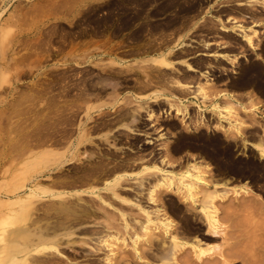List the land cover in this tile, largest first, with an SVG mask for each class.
I'll return each instance as SVG.
<instances>
[{
  "label": "rangeland",
  "instance_id": "1",
  "mask_svg": "<svg viewBox=\"0 0 264 264\" xmlns=\"http://www.w3.org/2000/svg\"><path fill=\"white\" fill-rule=\"evenodd\" d=\"M50 1H56L57 9L55 11L46 12L44 15L35 11L37 4L41 2L40 4L44 3L49 6ZM229 1L74 0L72 3L68 2L67 5L66 0L64 2L59 0H0V264H6V262L7 264H117L116 260H118V264H220L217 254L213 253L214 249L216 250L218 247L223 250L225 255L229 256L230 264H248L249 258L259 260L260 264L264 262V247H262L264 246V236L258 238V233L264 230V160L259 159L258 153L251 147L252 142L257 139L261 140L264 147V107L261 108L258 105V102L264 101V55L261 51H264V0H248V4L237 1V4H230L234 8L233 10H227L224 6L214 9L219 2ZM109 3L112 6H108ZM61 4H66L65 9ZM70 4L71 7L66 8ZM106 9H109L110 14L115 16L131 14L128 17L129 20L126 21L129 24L141 23L145 26L158 22V24L173 25L175 37L166 39L165 31L156 32L144 28L142 36L138 35L132 39L149 41L152 39V34L157 33L158 39L164 41H161L155 48L147 47L142 52L131 53L130 56L122 55L124 58L128 56L123 59L113 53V44H110V38L105 35V31H95L90 35L85 31H80L77 32L81 34L78 38L90 40V36H93L94 39L89 42V46L85 41L81 46L69 47L53 61L47 58L46 51L49 49V45L54 43L55 37L67 33V29H70L71 25L76 27L79 24L104 23L102 10L106 11ZM220 11H225V14H220ZM99 12L102 15H99ZM241 13H246L247 16L241 15ZM159 15L163 16L154 19ZM92 17L93 19H91ZM252 21L255 22L254 25L251 24ZM235 28L238 30L232 31L236 30ZM239 30H244L245 34L241 35L242 32ZM247 34L254 36L256 44L253 43V47H250L243 39ZM185 42L190 46H187ZM178 44H182V46H178ZM197 51L198 54L187 57ZM253 51H258V54ZM201 52L213 56L199 54ZM234 55H236L234 59H237V63H229L224 60L228 56ZM185 56L186 59H184ZM109 58H111L110 63L116 60L113 65L130 63L128 65L136 69L130 71L154 70L164 77L162 80H158L159 83L167 84L169 80L177 78L182 80L197 79L198 84H201L202 77H197V72L187 70L185 66V63H191L200 70L208 68L214 82L226 79L228 83V78H232L238 86L237 90L250 88L251 96L249 95L247 101H244L245 96L240 98L237 93L232 91L234 89L229 86L230 89H228L225 84H222V88L203 87L202 93L206 91V95L201 93L204 99L201 98V94L199 96L193 94V97H189L193 100L192 103H189L192 124L188 128V125L184 124V127L181 122L186 119L189 113L178 114L175 107L169 103L170 99H174L170 91L183 96V89L171 88L165 92L162 90L163 93L158 90L161 91L159 95L157 97L152 95L151 98L147 96L151 92L146 95L142 94L139 97L157 101V108L160 111L165 107V102L170 106V112L168 113L166 110V116L170 118L163 117L164 120H160V124L162 123L165 127L158 129L155 133L148 132L149 128H138L137 131L148 134V136L144 135V138L153 140L149 144L144 143L145 146H152V148L142 154L143 160L128 167V170L132 169L130 172L118 173L113 177L101 175L94 179L93 177L74 178L72 170H74L75 155L83 163L78 168L87 167L85 164L87 158H82L80 155L85 156V152H89L88 147L91 141H88L92 137L90 135L93 131L89 132L86 129L88 139L86 142L88 143L83 148V144L86 142L78 143L82 129L77 130L74 138V128L45 126L48 123L45 121L42 111L45 102L42 100L43 96L39 94L40 89L37 88L40 84L39 81L43 79L40 75L53 71L77 70L80 68L79 64L93 62L97 65V62ZM149 58H164L172 63L173 67L157 66L159 68H156L152 65L150 68L149 62L146 63ZM227 60L230 61L229 58ZM131 61L133 62L131 63ZM138 63H143V67L138 68ZM69 66L72 68H68ZM161 86L165 85L161 84ZM154 88L160 87L155 86ZM219 90H229L230 93H234L235 103L232 102V99L230 102H221L222 100L218 102V97L222 98V96H215L214 93ZM133 96L137 97L134 94ZM199 99L203 105L198 103ZM151 101L146 100V103ZM184 103L188 102L184 101ZM215 104L222 105L219 107L221 108L220 111L218 110L219 112L215 111L213 106ZM198 105L206 111L207 123L205 124L197 122L200 114L198 111H194V107L196 108ZM160 111V117L154 116L156 119L162 118L163 112ZM208 114H210L209 118ZM216 120L222 125L218 124ZM239 120L243 122L240 128L241 133L234 134L226 129L229 132L227 133L226 126ZM224 125L226 126L224 127ZM47 131L54 132L51 135L53 138L56 134L59 136L60 132L66 133V136L62 135V140L52 143L46 137L49 134L46 135ZM159 132L162 133L157 140L150 137V135L158 136ZM126 135L135 134L128 130ZM96 136V139L92 137V141L100 140V143H104L110 134L108 131H103L96 133ZM155 141L158 142L155 143ZM243 143L246 144L245 148L242 147ZM25 144L28 147H26V151ZM155 145L161 146L157 153L154 149ZM46 148L51 149L52 152ZM82 149L85 151L82 152ZM20 150L25 152L21 153ZM53 156L56 157H54L55 161L52 159ZM42 158L44 160L37 166V162ZM35 160L37 161L33 167ZM152 163L167 173L175 171L184 173L187 170L195 173V170L188 169L191 168L189 165L198 163L200 169L202 168L200 171H204L205 165H209L211 172L206 169L204 174L201 172V178L211 174L213 182H216L217 186H224L223 181H226V187L230 190L249 186L250 192L248 191L247 194L242 192L239 195L229 192V194H233L227 197L230 204L223 200L217 201L218 218L221 221L220 231H218L223 235L217 233V236L207 237L206 234L212 235V233L206 230V226L203 225L201 202L196 201L197 206L196 204L189 206L188 201L184 200L181 195L184 188L181 192H177L175 189L173 191L172 187H166L167 190L162 187L159 197H157V193L154 194L155 201L147 199L151 189L149 185H153L157 179L156 174L150 173L152 170L148 172V169H145V167H153ZM140 165H142L141 169L136 171ZM143 170L148 174H144ZM118 177L121 179L118 187H115L116 192L114 193L117 194H114L108 186ZM205 177L207 178V176ZM186 180H184V184L189 181V179ZM178 182V180L175 181V185L182 186ZM101 184H103L102 187H96ZM83 186L88 187L77 190L78 194H76L75 188ZM42 189H51L52 191L40 193ZM53 192L55 193L53 194ZM58 194L62 197L57 196ZM53 195L55 196L53 197ZM22 198L23 200H21ZM197 198H202V194H198ZM240 200H244V202L241 203ZM16 202H20L22 205ZM253 205L254 207L251 208ZM21 209L22 211L26 210L27 214L23 212L20 215ZM142 209L148 212L152 210L150 216L153 223H150L148 231L155 232L159 236L158 240L163 239L169 245L171 237L174 236L186 245L188 244L189 248L187 251L185 249V253L177 251L178 262L175 259L171 260L169 254L164 258H159L157 254L151 256L153 252L160 254V242L155 238L150 245L149 241H146L145 234L147 232L142 231L140 226L136 229L137 221L144 220ZM157 209L166 211L163 215L161 211L156 214L154 211ZM122 213L124 220L121 216ZM166 218L171 220L174 225L169 234L163 232V228L160 229V223L166 221ZM126 221L130 225L128 228L124 225ZM31 230L37 234H30ZM22 232L29 234V242L33 239L29 244L28 241L26 243L21 241L19 234ZM254 232L258 234H256V238L255 234H251ZM14 233H18L17 236ZM33 235L43 237L39 242L38 236ZM134 236H137L139 250L142 248L145 250L142 255L146 256L145 260L137 259L134 254L131 243ZM192 245H197L196 248L201 250L211 249L212 251L210 250L209 253L212 255L206 254L202 260L205 262L200 263L195 256H192L194 254L191 252ZM146 258H149V261ZM192 260L195 262L193 263Z\"/></svg>",
  "mask_w": 264,
  "mask_h": 264
},
{
  "label": "flooded vegetation",
  "instance_id": "2",
  "mask_svg": "<svg viewBox=\"0 0 264 264\" xmlns=\"http://www.w3.org/2000/svg\"><path fill=\"white\" fill-rule=\"evenodd\" d=\"M231 3L235 2H219L214 9L224 6L227 10H233L234 8L230 6ZM108 6H112V4L109 3ZM102 12L104 15L100 12L98 14L103 16L104 23L79 24L76 27L71 25L72 27L67 29V33L63 36L55 37L54 43H51L46 51L47 58L53 61L54 58L60 56L69 47L81 46L85 41L88 42L87 46H89V42L94 39L93 36H90V40L88 38H78L81 34L77 32L80 31H85L88 35L95 31H105V35L110 38V44H113V53L123 59L128 58L131 53L142 52L147 47L155 48L161 41H164L158 39L157 33H153L152 39L149 41L132 39V37L138 35L139 37L142 36L144 28L145 30L149 29L156 32L165 31L166 39L175 37L173 33L175 27L173 25L158 24V22L145 26L141 23L129 24L126 21L129 20L128 17L131 14H118L115 16L110 14L109 9H106V11L102 10ZM219 13L225 14V11H220ZM162 16H156L154 19H159ZM185 43L190 46L189 43ZM178 46H182V44H178ZM196 54H198V51L192 55H187V57H193ZM122 55L128 56L124 58ZM110 59L99 61L96 63L97 65L93 62L82 63L78 65L80 68L77 70L53 71L40 75L43 79L39 81L40 84L37 88L40 89L39 94L43 96L42 100L45 102L42 111L45 121L48 122L46 125L50 127L74 128V138L77 130L84 128L89 130V132L93 131L90 137L92 136L94 139L97 138L96 133L99 132L108 131L110 134L104 143H100V140L92 141V137L90 138L88 141H91L88 147L89 152H85L87 156L80 155L82 158H87L85 162L87 167L83 166L79 169L78 167L83 164L82 160H75L74 170H72L74 171V178L99 177L101 175L114 176L118 173L130 172L132 169L128 170V167H131L136 162H141L143 160L142 154L152 148V146H145L144 143L149 144L153 140L144 138V135L148 136V134L137 131L138 128H149L148 132L155 133L158 129L165 127L162 123L160 124V120L170 118L166 116V110L168 113L170 112L168 103L165 102V107L161 108L160 111L157 108V101L147 100L151 102L146 103V98L139 97L142 95L141 92H149L155 89V86H159L158 80L164 78L160 76V73L154 70L147 71L148 73L146 71H130L136 70L135 68L129 69L130 65L128 69L124 66L130 63L124 64L120 62L122 65H113L110 63ZM68 68H72V66ZM133 94L137 97L133 96ZM140 105L143 106L140 107ZM149 111L153 112L154 116H159V111L163 112L162 118L156 119L154 116L148 118ZM130 127L135 130L131 131L135 135H126L129 130L127 128ZM48 133L50 134L46 137L52 138L50 140L52 143L62 140V135L66 136V133L60 132L59 136L56 134L57 136L55 135L53 138L51 135L54 132H46V134ZM150 137L158 139L155 135H150ZM88 142L83 144V148ZM160 147L159 145L154 146L156 153L159 152L158 149ZM84 151L85 149H82V152ZM141 167L142 165L136 171L140 170Z\"/></svg>",
  "mask_w": 264,
  "mask_h": 264
},
{
  "label": "bare ground",
  "instance_id": "3",
  "mask_svg": "<svg viewBox=\"0 0 264 264\" xmlns=\"http://www.w3.org/2000/svg\"><path fill=\"white\" fill-rule=\"evenodd\" d=\"M59 1H62V2H64L63 0H59ZM67 2H65V3H67V5H68V2L69 3H72L74 0H66ZM51 3H49L50 5L48 6V5H46V4H37V6H36V8H35V11H38L39 13H41V14H45L46 12H51L52 10H56L57 9V5L55 4V2L53 1H50ZM45 3H47L48 4V2H45ZM58 3V2H57ZM59 4V3H58ZM61 5H63V4H61ZM61 5H60V7H61ZM64 7H63V9H65V6H66V4L65 5H63ZM59 7V6H58ZM59 7V8H60ZM71 7V4H70V6H68V7H66V8H70ZM58 8V9H59ZM176 8V7H175ZM62 9V8H61ZM60 9V10H61ZM67 10V9H66ZM69 10V9H68ZM67 10V11H68ZM21 11H23V10H21ZM34 11V12H35ZM59 11V10H58ZM64 11V10H63ZM60 13H61V11H59ZM53 13V12H52ZM48 14H50V13H48ZM260 14V13H259ZM231 15V14H230ZM229 20V19H228ZM214 22V21H213ZM255 23V22H254ZM212 24V23H211ZM236 29V28H235ZM238 29H236V30H232V31H237ZM240 32H242L241 33V35H243V34H245L244 33V30L242 31V30H239ZM239 32V33H240ZM235 33V32H234ZM237 34V33H236ZM170 35V34H169ZM248 35V34H247ZM244 35V37H243V39L248 43V45L250 46V47H253V43H255L254 42V39H253V37H252V35L253 34H250V36L248 35ZM156 36V35H155ZM167 37V36H166ZM131 40V39H130ZM146 42V41H145ZM256 44V43H255ZM229 45V44H228ZM247 45V46H248ZM155 46V45H154ZM168 46V45H167ZM205 46H207L206 44H205ZM255 46V45H254ZM243 47V46H242ZM258 47V46H257ZM39 49V48H38ZM254 49V48H253ZM40 54V53H39ZM199 54H203V55H209V56H213L212 54H207V53H205V52H201V53H199ZM257 54H258V52H257ZM230 57H232V58H230ZM228 56V58H229V60L230 61H228L227 59H224V60H227V62H229V63H233V62H235V63H237V59H234V58H236V55H234V56ZM256 57V56H255ZM144 63H145V61H143ZM147 62H149V64L151 65L150 66V68L152 67V65H153V67H156V68H159V67H157V66H161V67H168V68H171V67H173V64L172 63H170V62H168V61H166V59H164V58H149L147 61H146V63ZM114 62H112L111 61V64H113ZM105 64V63H104ZM109 64V63H108ZM139 64V63H138ZM142 64V66H140ZM141 64H139L138 65V68L140 67H143V63H141ZM206 64H208V63H206ZM103 65V64H102ZM147 65V64H146ZM108 66V65H107ZM106 66V67H107ZM135 66H136V64H135ZM145 66V65H144ZM148 66V65H147ZM185 66H186V68H187V70H192V71H195V72H197V73H199L200 75H202L203 77H205V82L202 84H197V88H196V90H195V92H192V95L194 94L195 96H199V94H201L202 92H203V87H205V86H209L210 84H211V81H210V78H212V77H210V74H209V72H208V70H205V71H203V70H200L199 68H197L196 66H194V65H192L191 63H185ZM125 67H127V69H128V67H129V65H127V66H125ZM119 68V67H118ZM132 67L130 66L129 67V69H131ZM120 69V68H119ZM127 69H125V70H127ZM148 69V68H147ZM212 69V68H211ZM229 69H231V68H229ZM124 70V71H125ZM143 70V69H142ZM145 71H147L146 69H144ZM226 70H227V68H226ZM224 72V71H223ZM231 72H232V70H231ZM138 73V72H137ZM146 73V72H145ZM148 73V72H147ZM139 74V73H138ZM144 74V73H143ZM199 75V76H200ZM190 76V75H189ZM197 76H198V74H197ZM105 78V77H104ZM107 78V77H106ZM150 78V77H149ZM112 80V79H111ZM182 80V79H181ZM181 80H179V79H177V78H174L171 82H168L169 84L171 83L173 86H175V87H177V88H179V89H183V90H186V91H188V90H191L192 89V87H191V85L189 84V83H191L193 80H191V82H182ZM134 81V80H133ZM190 81V80H189ZM75 82H77V81H75ZM196 82V81H195ZM104 84V83H103ZM116 84V83H115ZM217 85V84H216ZM103 86V85H102ZM115 86V85H114ZM217 87V86H216ZM112 88V87H111ZM162 88V87H161ZM115 89V88H114ZM158 89V88H157ZM164 89H166V88H164ZM164 89H162V90H164ZM142 90V89H141ZM154 90V89H153ZM159 90V89H158ZM168 90V89H167ZM205 90H207V89H205ZM77 91V90H76ZM112 91V90H111ZM208 91V90H207ZM219 91H221V90H219ZM236 91V90H235ZM161 91H157L156 89H155V91H152L151 93H150V95H147L149 98H151L152 97V95L154 96V97H157L158 95H159V93H160ZM165 92V91H164ZM171 92V91H170ZM222 92V93H221ZM221 92H218V93H216L215 94V96L217 95V96H222V99H224L225 101H227V102H230V100L231 99H233V95L234 94H232V93H230V92H228V91H221ZM179 93V92H178ZM205 93H206V91H205ZM205 93H202L203 95L205 94ZM213 93V92H212ZM91 94V93H90ZM198 94V95H197ZM200 95L201 96V98L202 99H204V97H203V95ZM97 95H99V94H97ZM146 95V94H145ZM187 95H189V94H187ZM206 95V94H205ZM208 95V94H207ZM174 96V98H176V102L174 101V99H170L169 100V103H171L170 105H173L174 107H175V109H176V112L178 113V114H182V113H184L185 112V115L187 114V113H189L188 114V116L186 117V119H184L182 122H181V124H183V126L185 127V125L187 126H189V125H191L192 123L190 122L191 120H188V119H191V117H190V111H189V103H184V101L183 100H181V98H179L178 96H175V95H173ZM186 96V95H185ZM209 96V95H208ZM238 96V95H237ZM206 97V96H205ZM48 98V97H47ZM81 98H82V96H81ZM90 98V97H89ZM241 98V97H240ZM254 98V97H253ZM100 99V98H99ZM185 99V98H184ZM84 100H86V99H84ZM95 100V99H94ZM223 100V101H224ZM60 102V101H59ZM126 102H128L127 100H126ZM54 103V102H53ZM58 103V102H57ZM192 103V102H191ZM141 104V103H140ZM219 104V103H218ZM218 104H215V105H213L214 106V109H215V111H220V109L221 108H219L220 106H222V105H218ZM222 104V103H221ZM254 104V103H253ZM63 105V104H62ZM64 106V105H63ZM99 106V105H98ZM137 106H139V105H137ZM143 106V105H142ZM141 105H140V107H142ZM76 107V106H75ZM170 107V106H169ZM57 108V107H56ZM201 108V106L200 105H198L197 107H196V111H198V114H200L199 115V117H198V120H197V122H199L200 124H205V123H207V117L205 116V114H204V109H200ZM229 108V107H228ZM227 108V109H228ZM147 109V108H146ZM174 109V110H175ZM232 109V108H231ZM250 110V109H249ZM218 111V112H219ZM226 111H228V110H226ZM238 111V110H237ZM150 112V111H149ZM228 112H230V111H228ZM234 112V111H233ZM204 115H203V114ZM41 114V113H40ZM46 114V113H45ZM88 114V113H87ZM184 115V116H185ZM154 116V113L153 112H150L149 114H148V117L150 118V117H153ZM39 117V116H38ZM51 117V116H50ZM190 117V118H189ZM228 117H230V116H228ZM231 117H233V116H231ZM196 118V117H195ZM205 118V121H201V120H203ZM50 119V118H49ZM231 119H234V118H231ZM236 119V118H235ZM217 121V120H216ZM187 122L188 123H190V124H187ZM218 122V121H217ZM185 124V125H184ZM213 124V123H212ZM218 124H220V125H222L221 124V122H218ZM243 124V122H241V120H239V121H236V122H234V123H229L227 126L226 125H224V127L226 126V128H225V130L226 129H229V131L231 132H233L234 134H236V133H241L240 131V128H241V125ZM45 126H47V125H45ZM78 126V125H77ZM126 126V125H125ZM193 127V126H192ZM189 128V127H188ZM128 129V128H127ZM187 129V128H186ZM126 130V129H125ZM129 130H131V131H133L134 129L133 128H129ZM227 131V133H229L228 132V130H226ZM48 132V131H47ZM225 132V131H224ZM244 133V132H243ZM29 134V133H28ZM31 134V133H30ZM29 134V135H30ZM50 134V133H49ZM48 134V135H49ZM231 134V133H230ZM47 135V134H46ZM45 135V136H46ZM34 136V135H33ZM44 136V135H43ZM87 133H86V129L84 128V129H82V132H80V137L78 138L79 139V141H78V143H84V142H86V141H88V139H87ZM50 138H51V136H49ZM45 139V138H44ZM47 139V138H46ZM41 140V139H40ZM39 140V141H40ZM50 140H52V138L50 139ZM258 140V141H257ZM257 140H255V141H253L252 143H253V145H251V147H252V149H254L257 153H258V155H259V159H263L264 160V147L262 146V142H261V140H259V139H257ZM7 141V140H6ZM49 141V140H48ZM66 141V140H65ZM57 142V141H56ZM39 143V142H38ZM50 143V142H49ZM41 144V143H40ZM26 145V144H25ZM78 145V144H77ZM166 145V144H165ZM164 145V146H165ZM245 143H243V146L242 147H244L245 148ZM26 147H27V145L25 146V151H26ZM37 147V146H36ZM77 147V146H76ZM28 148V147H27ZM24 149V148H23ZM44 150V149H43ZM46 150H48V151H50V152H52L51 151V149H47L46 148ZM53 150V149H52ZM167 150V149H166ZM21 151V150H20ZM24 151V150H23ZM23 151H21V153L23 152ZM24 151V152H25ZM48 151L47 152H45V154L47 155L48 154ZM23 152V153H24ZM57 152H55V154H56ZM166 153V152H165ZM51 154H53V153H51ZM43 154L41 153V156H42ZM54 155V154H53ZM57 155V154H56ZM15 156V155H14ZM39 157H41L40 155H38ZM86 156V155H85ZM89 156V155H88ZM246 156V155H245ZM55 156H53V158L52 159H54V161H55V158H54ZM76 157H78V156H76L75 155V160L76 161H79V159L80 158H76ZM173 157V156H172ZM35 158V157H34ZM135 159V158H134ZM139 159V158H138ZM44 159L42 158V159H40L39 161H40V163H38L37 162V166H39V164H41V162L43 161ZM50 160H51V158H50ZM49 159H48V162L50 161ZM30 161H31V159H30ZM36 161L37 160H35V162H34V164L33 163H31V164H33V167H34V165L36 164ZM46 161V160H45ZM134 161V160H133ZM173 161V160H172ZM28 162V161H27ZM45 163H47V161L45 162ZM169 163V162H168ZM171 163H173V162H171ZM25 164V163H24ZM43 165H45L44 163H42ZM149 164V163H148ZM153 164V163H152ZM208 164V163H207ZM154 166L153 167H145V169L149 172V171H151L150 173H152V174H156V177H157V179H155L156 181H155V183L153 184V185H149L150 186V191H149V194H148V197L149 198H147V199H149V201L150 200H154L155 201V199H154V194H156L157 193V197H159L158 195H160L161 193H160V190L162 191V187H165V188H163L164 190H167L166 189V187H172V190L173 189H175L177 192H181V190H183V188H184V191L182 192V196L184 197V200H187L188 201V204H189V206H192V205H195L198 201L199 202H201V204H200V206H201V213H202V215H201V213H200V215L202 216V221L204 220V224L203 225H205L206 226V230H208V231H210L211 233H212V235H209V234H206L207 235V237H214V236H217V233H220L219 231V229H220V227H221V221H219V218H218V207H217V201L218 200H223L224 202H227V204L230 202V201H228L227 200V197L229 196V195H239L240 193H242V192H244V193H249L250 191H249V186L248 187H245V188H242V189H228L227 187H226V181H223V183H225V185L224 186H217V183L216 182H213V179H212V175L210 174V175H202L203 177L201 178V172H203V174H204V171L207 169V171L208 172H211V167L209 166V165H205L206 166V169H204V171H200L201 169H200V167H199V165H198V163H193V164H191V165H189L191 168H188V169H190V170H195L196 172L195 173H192V172H189L188 170L187 171H185L184 173H176V171L175 172H166V171H163L162 169H160L161 167H156L155 165L156 164H153ZM30 166H32V165H30ZM42 166V165H41ZM149 166V165H148ZM188 166V167H189ZM44 167V166H43ZM144 167V166H143ZM144 169V170H145ZM143 170V171H144ZM153 171H155V172H157V173H155V172H153ZM116 172V171H115ZM145 172V171H144ZM148 172H145L144 174H148ZM208 172H205V173H208ZM141 173V172H140ZM149 173V174H150ZM125 174V173H124ZM139 174V173H138ZM143 174V175H144ZM121 175V174H120ZM81 176V175H80ZM83 176V175H82ZM88 176V175H87ZM152 176V175H151ZM155 176V175H154ZM205 176H207V178L205 177ZM90 177V176H89ZM143 178V177H142ZM144 178H146V177H144ZM211 178V179H210ZM93 179H94V177H93ZM120 179H121V177H118V178H116L115 180H113V181H111V184H109V189L110 190H112L113 191V193L114 192H116L115 190V187L120 183ZM147 179V178H146ZM146 179H144L145 180V182H146ZM186 179H189V181L188 182H186L185 184L183 183L184 182V180L185 181H187ZM36 180V179H35ZM108 180V179H107ZM142 182H143V180L142 179H140ZM139 180V181H140ZM179 181L178 183L179 184H181L182 186H177V185H175V181ZM37 181H39V180H37ZM108 182V181H107ZM148 183V182H147ZM222 184V183H221ZM143 185V184H142ZM141 185V186H142ZM35 186V185H34ZM145 186V185H144ZM184 186V187H183ZM36 187H37V185H36ZM35 187V188H36ZM49 187V186H48ZM91 187H93V186H91ZM107 187V188H108ZM118 187V186H117ZM116 187V188H117ZM148 187V186H147ZM43 188V187H42ZM119 189V188H118ZM148 189H149V187H148ZM148 189H147V191H146V194H147V192H148ZM95 190V189H94ZM110 190H108V191H110ZM169 190V189H168ZM52 190L51 189H46V190H43L42 189V191L40 192V193H50ZM77 191V190H76ZM79 191V190H78ZM78 191H77V193L76 194H78ZM93 191V190H92ZM111 191V192H112ZM174 191V190H173ZM249 191V192H248ZM56 192V191H55ZM55 192H53V194L55 193ZM229 192H232L233 194H229ZM35 193H36V191H35ZM52 194V193H51ZM114 194H117V193H114ZM119 194V193H118ZM198 194L200 195V194H202V198H197V196H198ZM27 195V194H26ZM74 195V194H73ZM24 196V195H23ZM28 196V195H27ZM36 196V195H35ZM55 195H53V197H54ZM57 196H60V197H62L61 195H57ZM79 196V195H78ZM156 196V195H155ZM30 197H31V194H30ZM29 197V198H30ZM114 197H115V195H114ZM116 197H120V196H116ZM147 197V196H146ZM200 197V196H199ZM235 197V196H234ZM257 197V196H256ZM255 197V198H256ZM21 198V197H20ZM122 198V197H121ZM249 198V197H248ZM128 199H130V198H128ZM252 199V198H251ZM260 199V198H259ZM19 200V199H18ZM21 200H23V198L21 199ZM64 200H65V198H64ZM132 200V199H131ZM235 200V199H234ZM8 201V200H7ZM127 201V200H126ZM190 201V202H189ZM197 201V202H196ZM241 201V200H240ZM23 202V201H22ZM34 202V201H33ZM131 202V201H130ZM135 202V201H134ZM242 202H244V200L243 201H241V203ZM17 203V202H16ZM18 203H20V202H18ZM17 203V204H18ZM24 203H26V202H24ZM21 204V203H20ZM230 204V203H229ZM22 205V204H21ZM58 205V204H57ZM199 205V204H198ZM243 205V204H242ZM26 206V205H25ZM97 206H98V204H97ZM196 206H197V204H196ZM19 207V206H18ZM21 207V206H20ZM24 207V206H23ZM63 207V206H62ZM145 207V206H144ZM143 207V208H144ZM194 208H196L195 206H193ZM252 207H254V205L253 206H251V208ZM11 208V207H10ZM104 208V207H103ZM102 208V209H103ZM185 208V207H184ZM190 208V207H189ZM18 209V208H17ZM28 210V209H27ZM60 210H62V209H60ZM151 210V209H150ZM155 210V209H154ZM227 210V209H226ZM226 210H225V212H226ZM229 210V209H228ZM254 210V209H253ZM261 210V209H260ZM18 211H20V210H18ZM21 211H22V209H21ZM152 211V210H151ZM151 211L150 212H148V211H145V210H141V212L143 213V221L142 222H140L141 220H139V221H137V223L139 224H136L137 225V228L136 229H138L139 227L138 226H140V229L142 230V231H146L147 233L145 234L147 237H146V241H149V243H150V245H152L151 243H152V241L156 238L157 239V241H159L160 243V254L158 255V253H155V252H153V254H151V256L153 257L154 256V254L156 255L157 254V256H159V258L161 257V258H164L167 254H169V256H170V258H171V260H177V258H176V254H177V251L178 250H180V251H182V252H184L185 251V249H186V251H187V249L189 248L187 245H186V243H184L183 241H181V240H179V239H176L174 236H172L171 237V239H170V244L168 245L167 243H166V241L165 240H158V238H159V236L155 233V232H150V231H148V228H149V225H150V223H153V221L151 220V216H150V213H151ZM161 211V209H157V211H154V212H156V214L157 213H159ZM166 210H163V211H161L162 212V215L164 214V212H165ZM243 211V210H242ZM263 211V210H262ZM25 213V214H27V212H26V210H24L23 209V211L21 212V213H19L20 215L22 214V213ZM196 212V211H195ZM29 213V212H28ZM231 214V213H230ZM24 215V214H23ZM22 215V217H24ZM133 215V214H132ZM153 215H154V213H153ZM121 216L123 217V220H124V214L122 213L121 214ZM155 216V215H154ZM165 216V215H164ZM200 216V217H201ZM153 217V216H152ZM166 217V216H165ZM12 219V218H11ZM18 219V218H17ZM155 219V218H154ZM17 221V220H16ZM128 221V220H127ZM127 221L126 222H124V225H125V227L126 228H128V226H130L129 224H127ZM159 221V220H158ZM264 222V221H263ZM129 223V222H128ZM203 223V222H202ZM34 225V224H33ZM121 225V224H120ZM159 225V224H158ZM230 225V224H229ZM105 226V225H104ZM111 226V225H110ZM160 226H161V228L160 229H162L163 228V232H165V233H167V234H169V233H171V230H172V228H173V224H172V222H171V220H168L167 218H166V221H163V222H161L160 223ZM204 226V227H205ZM29 227V226H28ZM115 228V227H114ZM223 228H225V227H223ZM223 228H222V230H223ZM231 228V227H230ZM134 229V228H133ZM226 229V228H225ZM219 230V231H218ZM254 230V229H253ZM3 231V230H2ZM29 231V230H28ZM127 231H129V230H127ZM136 231V230H135ZM174 231H175V229H174ZM225 231V230H224ZM16 232V231H15ZM37 232V231H36ZM229 232V231H228ZM19 233V232H18ZM18 233H14V235L15 236H17V234ZM30 233V232H29ZM37 234V233H34V232H32V230H31V233L30 234ZM39 233V232H38ZM175 233V232H174ZM205 233V232H204ZM210 233V234H211ZM224 233V232H223ZM164 234V233H163ZM176 234H177V232H176ZM216 234V235H215ZM220 234H222V233H220ZM251 234H255V238L257 237L256 236V234L257 233H251ZM259 234V236H258V238L259 237H263L264 236V230L262 231V232H259L258 233ZM257 234V235H258ZM40 235V234H39ZM39 235H33V236H38V240H39V242L41 241V239H42V237H40ZM136 235V234H135ZM171 235V234H170ZM223 235V234H222ZM225 235V234H224ZM19 236L21 237V241L22 242H24V243H26L28 240H29V234L28 233H25V232H22L21 234H19ZM18 236V237H19ZM112 236V235H111ZM177 236H179V235H177ZM228 236V235H227ZM23 238H24V240H23ZM112 238V237H111ZM139 238V237H138ZM181 238V237H180ZM183 238V237H182ZM253 238V237H252ZM13 239H15V238H13ZM34 239H35V237H34ZM107 239V238H106ZM223 239H225V238H223ZM264 239V238H263ZM19 240V242H20V238L18 239ZM33 239H31V241H32ZM198 240H200V239H198ZM254 240H257V239H254ZM9 241V240H8ZM30 241V242H31ZM106 241V240H105ZM111 241V240H110ZM143 241V240H142ZM156 241V242H157ZM226 241V240H225ZM239 241V240H238ZM21 242V243H22ZM29 241H28V244L30 243ZM131 242V241H130ZM250 242H252V241H250ZM255 242V241H254ZM253 242V243H254ZM132 244H133V250H134V254H135V256H136V258L137 259H144L145 257L144 256H142L144 253H145V250L142 248L141 250H139L140 248V246L138 247L137 246V236H134V238L132 239V242H131ZM200 243V242H199ZM199 243H198V245H199ZM213 243V242H212ZM226 243V242H225ZM249 243V242H248ZM108 244V243H107ZM148 244V243H147ZM216 244V243H215ZM224 244V243H223ZM211 245V244H210ZM256 245V244H255ZM10 246V245H9ZM29 246V245H28ZM109 246V245H108ZM196 246L197 245H192L191 247H192V249H191V252H193L194 254L192 255V256H195V258H196V260H198V261H200V263H204L202 260H203V256H205L206 254H211L212 255V253H209L210 252V250L211 249H207V250H201V249H197L196 248ZM207 246H209L208 244H207ZM206 246V247H207ZM214 246V245H213ZM230 246V245H229ZM234 246V245H233ZM13 247V246H12ZM11 247V248H12ZM24 247H26L27 248V246H25L24 245ZM34 247V246H33ZM32 247V248H33ZM190 247V248H191ZM215 247H217V246H215ZM220 247H222V246H220ZM262 247H264V246H262ZM31 248V249H32ZM147 248V247H146ZM145 248V249H146ZM148 248H150V247H148ZM147 248V249H148ZM210 248V247H209ZM213 248V247H212ZM233 248V247H232ZM235 248V247H234ZM249 248V247H248ZM253 248H254V246H253ZM257 248V247H256ZM259 248V247H258ZM123 249V248H122ZM221 249V248H220ZM219 249V247H218V249H214V251H213V253H216L217 254V256H218V258H219V261L221 262L220 264H228L229 262H231V260L228 258L229 256L228 255H225V253L223 252V250H220ZM240 249V248H239ZM23 250V249H22ZM242 250V249H241ZM240 250V251H241ZM254 250V249H253ZM263 250V249H262ZM149 251V250H148ZM185 251V252H186ZM212 251V250H211ZM26 252V251H25ZM184 252V253H185ZM264 252V251H263ZM227 253V252H226ZM257 253V252H256ZM53 254V253H52ZM124 254V253H123ZM134 254H131L132 256L134 255ZM192 254V253H191ZM231 254V253H230ZM16 255H17V253H16ZM21 255V254H20ZM119 255V254H118ZM134 256V257H135ZM184 256V255H183ZM2 257H4V256H2ZM25 257V256H24ZM23 257V258H24ZM41 257V256H40ZM121 257H123V256H121ZM120 257V258H121ZM134 257H132V258H134ZM181 257V256H180ZM185 257H186V255H185ZM8 258H10V257H8ZM15 260H16V258L15 257H13ZM18 258H20L19 256H18ZM42 258V257H41ZM106 258V257H105ZM127 258V257H126ZM125 258V259H126ZM193 258V257H192ZM194 258V259H195ZM261 258V257H260ZM115 259H117L116 257H115ZM147 259V258H146ZM149 259V258H148ZM147 259V260H148ZM185 259V258H184ZM184 259H182V260H184ZM35 260H36V258H35ZM42 260V259H41ZM40 260V261H41ZM127 260V259H126ZM129 260V259H128ZM145 260V259H144ZM189 260V259H188ZM233 260V259H232ZM245 260V259H244ZM247 260V259H246ZM245 260V261H246ZM262 260V259H261ZM33 261V260H32ZM37 261V260H36ZM105 261V260H104ZM109 261V260H108ZM107 261V262H108ZM123 261V260H122ZM149 261V260H148ZM193 261V260H192ZM1 262V261H0ZM42 262V261H41ZM44 262V261H43ZM47 262V261H46ZM45 262V263H46ZM106 262V263H107ZM124 262H126V261H124ZM133 262V261H132ZM177 262H178V260H177ZM185 262V261H184ZM187 262H189V261H187ZM195 261H193V263H194ZM217 262V261H216ZM263 262V261H262ZM10 263V262H9ZM38 263H39V261H38ZM116 263L118 264V260H116ZM127 263H129V262H127ZM137 263V262H136ZM176 263V262H175ZM192 263V262H191ZM197 263V262H196ZM6 264H7V262H6ZM111 264V263H110ZM131 264V263H130ZM206 264V263H205ZM230 264V263H229ZM248 264H260V261L259 260H255V259H253V258H249L248 259ZM262 264H264V262L262 263Z\"/></svg>",
  "mask_w": 264,
  "mask_h": 264
},
{
  "label": "crops",
  "instance_id": "4",
  "mask_svg": "<svg viewBox=\"0 0 264 264\" xmlns=\"http://www.w3.org/2000/svg\"><path fill=\"white\" fill-rule=\"evenodd\" d=\"M230 1H234L235 2V4H237L238 2L237 1H242L243 3H247L248 2V0H230ZM221 3H223V2H221ZM248 4V3H247ZM241 15H244V16H247V14L246 13H241ZM234 16V15H233ZM249 16V15H248ZM251 24H253L254 25V22L252 21V23ZM211 42V41H210ZM216 43H218V41H216ZM219 46V45H218ZM262 51V53H263V55H264V51L263 50H261ZM258 51H253V53H257ZM230 54H234V53H232V52H229ZM238 55H240L239 53H237ZM153 56H155V55H153ZM159 56V55H158ZM145 58H147V57H145ZM187 57L185 56V58L184 59H186ZM182 59V58H181ZM180 60V59H179ZM227 61V60H226ZM263 65H264V63H263ZM207 67V66H206ZM203 70H208V72H209V74H210V71H209V69L208 68H204ZM198 74V76L200 75L199 73H197ZM197 76V75H196ZM197 76V77H198ZM199 77H202V81H201V83L203 84L204 82H205V77H203L202 75H200ZM210 77H212L211 76V74H210ZM213 77L212 78H210V81H211V84L209 85L210 86V88H212V89H214V88H222L223 86H222V84L224 85H226V87L228 88V89H234V90H232V91H234V93H237V95L239 96V97H242V96H245L246 98H245V100L244 101H247V97H250L251 96V90H250V88H246V89H242V90H237L236 88L238 87L237 86V84H236V82H234L233 80H232V78L230 79V77L228 78V83H227V80L226 79H222L221 81H218V82H214L213 80ZM179 80H181V79H179ZM182 82H191V80L189 81V79H187V80H181ZM196 81V82H195ZM169 82H171V80H169ZM198 84V81H197V79L196 80H193L191 83H189L190 85H191V87H192V89L191 90H188V91H186V90H182L183 92L182 93H184L183 94V96H179L178 94H176V93H172V92H170L172 95H175V96H178L179 98H181V100H183V101H185V102H188V103H190L193 99H191V98H189V97H193V95H192V92H195V90H196V88H197V84ZM215 83V84H214ZM161 84H164L165 86H161ZM217 84V85H216ZM170 85H171V87H170ZM221 85V86H220ZM216 86H218V87H216ZM230 88H229V87ZM157 87H160V88H158L159 90H161L162 91V89H164V88H166V89H164L163 91H169V90H171V88H177V87H175V86H173L171 83L169 84V83H167V84H165V83H160L159 84V86H157ZM162 87V88H161ZM209 88V89H210ZM157 91H158V89L157 88H155ZM155 89L154 90H152V91H155ZM168 89V90H167ZM236 90V91H235ZM152 91H147V92H141V94H148V93H150V92H152ZM163 91H162V93H163ZM222 91V90H221ZM221 91H211V92H215L214 94H216V93H218V92H221ZM224 91V90H223ZM225 91H229V90H225ZM251 91V92H250ZM177 92H179L180 93V91H177ZM230 92V91H229ZM232 93V92H231ZM234 93H232V94H234ZM187 94H189V95H187ZM163 95V94H162ZM186 95V96H185ZM235 95V94H234ZM250 95V96H249ZM185 98V99H184ZM219 98V101L218 102H220V100H222L221 102H223V100L224 99H222V98H220V97H218ZM234 99H235V101H236V98L234 97ZM234 99H232V102L233 103H235L234 102ZM146 100H149V99H146ZM174 101L176 102V98H174ZM224 102H225V100H224ZM198 103H200L201 105H203L202 104V102H201V100L199 99L198 100ZM258 105L262 108V107H264V101L262 100V102L261 103H259L258 102ZM189 109H190V107H189ZM190 111V110H189ZM194 111L196 112V108L194 107ZM206 115V114H205ZM208 116V118L210 117V114H208L207 115ZM190 118V117H189ZM189 120V119H188ZM181 125H183V124H181ZM162 132H159V133H157L158 134V138H160V134H161ZM127 172H129V171H127ZM111 177H113V176H111ZM102 185L103 184H101V185H96V187H98V188H100V187H102ZM89 186V185H88ZM88 186H83V187H79V188H75V190H82V189H86Z\"/></svg>",
  "mask_w": 264,
  "mask_h": 264
},
{
  "label": "built area",
  "instance_id": "5",
  "mask_svg": "<svg viewBox=\"0 0 264 264\" xmlns=\"http://www.w3.org/2000/svg\"><path fill=\"white\" fill-rule=\"evenodd\" d=\"M205 113H206V111H204V114H205ZM202 114H203V113H202ZM204 114H203V115H204ZM190 120H191V123H192V118H191ZM201 121H205V118H204L203 120H201ZM187 124H190V123L187 122ZM188 127H190V126H188Z\"/></svg>",
  "mask_w": 264,
  "mask_h": 264
}]
</instances>
